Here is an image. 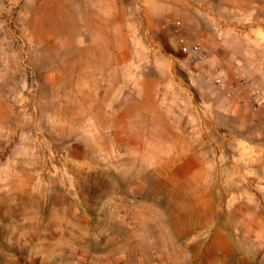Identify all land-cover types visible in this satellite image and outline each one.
Listing matches in <instances>:
<instances>
[{
	"label": "rangeland",
	"instance_id": "rangeland-1",
	"mask_svg": "<svg viewBox=\"0 0 264 264\" xmlns=\"http://www.w3.org/2000/svg\"><path fill=\"white\" fill-rule=\"evenodd\" d=\"M182 45H198L206 58L191 61ZM218 73L226 89L235 74L245 79L246 88L227 95L214 82ZM116 75L126 78L128 103L140 75H158L169 91L160 93L157 160L150 138L139 155L133 156L135 149L128 145L130 154L120 160L104 157L114 146L107 145L108 129L102 126L103 88ZM256 75H264V0H0V187L22 184L28 173L33 174L32 182H40L41 173L50 174L47 182L59 185L61 176L52 172L64 169H78L76 179L83 185L90 179L108 185L104 173L113 168L112 162L120 173L142 175L157 162L160 198L151 206L167 213L168 196L181 201L184 194L166 191V182L174 155L188 157L185 136L211 140L190 144L205 152L200 161L191 157L203 172L201 182L222 167L224 178L238 173L242 183L251 185L255 176L247 173L256 167L250 162L252 152L261 154L264 146L259 137L253 145L261 147L244 150L248 147L244 142L264 129L263 102L256 115L247 104L252 91L263 99L249 82ZM145 131L154 134L149 127ZM218 133L223 137L221 156L215 155L220 151L214 144ZM87 168L95 173L88 175ZM144 196L151 202L152 193ZM208 199H214L213 192ZM198 202L185 208L195 211V217L185 218L187 223H169L166 217L143 220L137 246L141 254L155 264H172L167 256L172 234L191 228L196 234L208 232L209 225L198 222L202 211ZM117 226L106 229L118 233ZM194 237L188 242H195ZM121 241L109 240L107 245ZM0 243L10 250L22 247L13 239ZM82 243L101 249L104 240ZM152 253L158 260L151 258ZM177 258L176 264H183L184 257Z\"/></svg>",
	"mask_w": 264,
	"mask_h": 264
},
{
	"label": "crops",
	"instance_id": "crops-1",
	"mask_svg": "<svg viewBox=\"0 0 264 264\" xmlns=\"http://www.w3.org/2000/svg\"><path fill=\"white\" fill-rule=\"evenodd\" d=\"M151 76L138 77L140 82L131 90L134 99L129 100L130 103L126 97L125 76L116 75L113 83L104 86L102 126L108 129L107 145L114 146L112 153H104L105 158L120 160L130 154L128 145L135 149L133 156L139 155L150 138V143L154 144V159H158L160 95L169 91L162 87L158 75ZM249 82L263 96L260 113L264 114V75L249 77ZM135 123L140 127L138 131L134 129ZM173 126L177 125L173 123ZM147 127L154 129V134L148 136ZM257 132L244 142L248 144L244 150L261 147L253 144L259 137L264 139V129ZM182 138L188 144L185 152L189 158L174 155L166 191L184 194L182 202L178 196L174 199L168 196L171 201L167 213L152 209V204L160 198L157 162L150 165L151 170L145 175L120 173L112 162L113 168L109 167L104 173L108 185H100L94 179L83 185L76 179L78 169H64L52 172L53 176H61L59 185L47 182L50 174L41 173L40 182H32L33 174L28 173L22 184L1 186L0 191L6 195L0 196V202H4L6 208L1 204L0 239L21 241L22 247L10 250L0 243V264H112L117 260L125 264H155L137 248L142 221L155 222L166 217L173 224L190 222L185 218L193 217L195 211H185V208L195 199L202 210L198 222L209 225V231L196 234L191 228L172 234L167 254L172 264L178 262L180 255L184 257L183 264H187L186 257L188 264H264V146L263 153L252 152L250 162L256 167L247 173L255 176L251 185L242 183L238 173L224 178L222 167H216L213 177L207 175L206 182H201L203 172L195 167L191 157L194 155L200 161L205 152L196 151L190 144L210 143L211 140L206 136ZM214 144L220 150L215 155L221 156V133L216 135ZM86 172L92 176L95 170L87 168ZM126 176L130 178L123 179ZM211 192L214 193L212 201L208 199ZM224 192L230 193V197L226 194L224 199ZM239 192H252V195ZM146 193H152L151 202L145 198ZM108 225H119L118 233L106 229ZM120 232L122 235L114 237ZM106 234L109 235L106 237ZM191 236H195V242H188ZM96 238H103V248L90 249L82 243ZM181 238L186 239L182 245L178 242ZM119 239L122 241L108 247L107 241Z\"/></svg>",
	"mask_w": 264,
	"mask_h": 264
},
{
	"label": "built area",
	"instance_id": "built-area-1",
	"mask_svg": "<svg viewBox=\"0 0 264 264\" xmlns=\"http://www.w3.org/2000/svg\"><path fill=\"white\" fill-rule=\"evenodd\" d=\"M180 41H183V37H180ZM182 48L187 52L188 57L191 61L199 62V61H203L206 58L205 51L202 50L198 45H194L190 47H187L186 45H182ZM214 82L216 86L220 89L225 90L228 87L224 77L219 73L214 77ZM245 88H246L245 79L241 75L235 74L233 75V83L230 89H226V94L231 95L234 92L238 93L243 91ZM262 102L263 99L260 93L256 91H252L250 94V98L247 101L251 115H256L258 113L260 104ZM263 122H264V117H263ZM128 200L132 201L131 198H129ZM151 256L154 260L157 259L156 253H152ZM81 264H87V263H81ZM112 264H125V262L123 260H117Z\"/></svg>",
	"mask_w": 264,
	"mask_h": 264
}]
</instances>
